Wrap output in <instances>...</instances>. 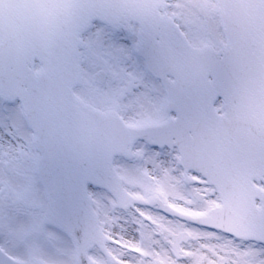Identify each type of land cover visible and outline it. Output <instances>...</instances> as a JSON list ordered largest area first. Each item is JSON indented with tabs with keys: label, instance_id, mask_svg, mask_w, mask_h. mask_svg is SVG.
<instances>
[{
	"label": "snow or ice",
	"instance_id": "snow-or-ice-1",
	"mask_svg": "<svg viewBox=\"0 0 264 264\" xmlns=\"http://www.w3.org/2000/svg\"><path fill=\"white\" fill-rule=\"evenodd\" d=\"M0 264H264V0H0Z\"/></svg>",
	"mask_w": 264,
	"mask_h": 264
},
{
	"label": "rangeland",
	"instance_id": "rangeland-1",
	"mask_svg": "<svg viewBox=\"0 0 264 264\" xmlns=\"http://www.w3.org/2000/svg\"><path fill=\"white\" fill-rule=\"evenodd\" d=\"M4 135V132L2 130H0V136Z\"/></svg>",
	"mask_w": 264,
	"mask_h": 264
}]
</instances>
